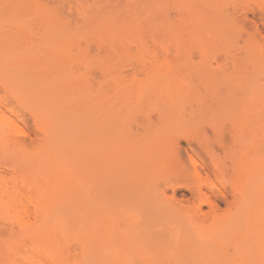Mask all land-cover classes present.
Returning <instances> with one entry per match:
<instances>
[{
	"label": "rangeland",
	"instance_id": "obj_1",
	"mask_svg": "<svg viewBox=\"0 0 264 264\" xmlns=\"http://www.w3.org/2000/svg\"><path fill=\"white\" fill-rule=\"evenodd\" d=\"M209 1L212 3L218 0H202L201 3L195 0L196 4H193L195 9L192 8L193 5L190 6L189 0V4H180L178 0H0V97L7 103L4 102V108L0 106L2 112H0V147L10 155L0 157L1 162L5 158L3 167L0 166V177H7V180L10 178L9 167L11 166H7L12 165L11 159L17 158L20 160L19 163H21L26 178L33 183L34 187H40V191L44 189L43 199L42 197L40 199V213L36 218H34L30 205L28 206L29 218L23 212L19 214L20 219H16L12 212L5 210L1 212L0 264H40L41 261L42 264H46L44 262L48 256L60 258L58 264H91L93 262L89 256L87 257L91 254V248L84 251L86 257H80V245L86 242L87 237L85 234L88 223L85 222L90 221L88 217L91 216L89 213L93 209L90 211V206L93 203L90 204V198L88 199L89 206L87 200L84 201L86 205L83 201L82 204L80 202L86 194L87 197L89 196V192L101 189L113 190L114 188H105L103 186L105 183L102 184L101 179L108 183L112 174L116 176L114 174V172L116 173L115 167L120 168L121 165L118 166V162L117 165L116 157H106L108 150H104L107 151L103 157L105 172L104 170L99 172L101 167L99 170L96 166L91 168L92 164L89 163L92 151L90 129H92V125L93 127L97 125V128H105L104 131H107V127H115L113 132L116 129L119 130L121 129L119 120H122V113L126 114L127 111L129 114L131 112L133 130L139 129H135V124L136 122L140 123L144 113H148L151 120L156 122V110L159 102L154 96L165 93V91L155 90L153 85H156L155 81L157 80H152V77L167 80L168 76H171L170 72L173 69L177 70L178 67L179 72L184 76L188 75L187 72L190 71L193 75L203 72L217 75L221 73H225V75L249 73L252 69L249 66L247 69L241 67L240 71L233 68L232 65V59L236 60V58L244 56L242 51L238 52V48L242 47L247 39L245 32L236 40L230 38L233 40L229 43V37H225L228 40L222 44L217 43L213 49L210 48L212 45L206 42L205 34L192 33L190 35L191 28L188 20L190 21L193 15L200 17L204 10L202 8L199 11L198 4H200V8L208 7L206 5L211 4ZM224 1L219 0L218 2H226L225 5L229 3L226 7H229L230 12H232L230 3L236 5L237 21L243 22L244 26L242 27L246 32L253 33L254 26L257 25L264 37V8L259 10L258 6L261 3L259 0ZM44 8L46 9L43 10ZM55 8H63V11ZM241 9L246 12L247 20L243 19L244 12ZM178 22L188 23L180 25ZM193 29L231 31L234 27L204 26L199 28L198 26ZM235 29L240 30L241 27ZM90 46L91 49H89ZM85 48L90 51L85 53ZM81 51L84 52L83 55ZM98 51L101 52V55L98 54ZM111 51L113 55L110 54ZM114 53H116V57ZM89 68L95 70L92 75L85 72L87 70L91 72ZM98 69L103 71V74ZM83 75L84 77H82ZM87 76L94 85L89 86L91 83ZM81 77L84 78V81L87 79L89 82L83 83ZM260 78L262 80L264 76H260ZM85 83L88 84L90 90L86 89L87 84ZM73 84L74 86H72ZM142 85L146 88L141 89ZM98 86L100 88H97ZM157 89L159 90V88ZM197 93L207 95L211 93L225 94L226 92L224 90L220 92L200 90ZM137 95H142L141 100L136 98ZM96 96L106 98L103 102L106 108H100V118H97L98 116L95 114L97 109L92 112L93 108L98 106L97 104H101V102H97L98 97ZM127 96L128 98H126ZM209 100V98H205L199 103L192 101L189 102L192 104H190L191 106L187 103L184 108L188 112L192 108L196 111L198 109L208 111L213 107ZM108 102L115 106L111 107ZM104 108L110 109L109 111L107 109V112L104 110L105 113H108L105 115L107 119L103 116L104 112L101 113V109ZM10 110L17 112L21 120L9 115ZM116 110L117 114H121V116L118 115L119 118L114 115ZM112 113L114 117L111 116ZM101 115L104 120L101 119ZM93 116L96 118L95 120ZM125 118L123 115V120ZM93 120L96 125L93 124ZM127 120L128 118H126ZM129 121H127L128 124ZM11 122L21 128L27 136L18 137L23 145L27 146L23 150L13 151L12 146L8 145L13 137L14 124ZM172 125L200 126L210 139H214L215 134L210 127L217 123L181 122ZM223 125L229 126L230 124ZM113 132L105 135V137L107 136L105 141L109 137L113 138L115 134ZM225 137L231 144L232 135L227 134ZM114 138L116 137L114 136ZM7 139L8 141H6ZM113 140L119 141L120 139L109 141ZM188 143L190 148L200 152L210 166L208 156L197 147L195 142L188 139ZM180 146L182 149H187V142L181 140ZM213 148L215 152L220 153L214 143ZM15 152L19 157H11ZM117 159L119 158L117 157ZM102 164L99 165L102 166ZM109 168L111 170H108ZM95 170L98 172H94ZM119 171L121 172L120 169ZM103 172L105 173L104 177L101 176ZM97 174L100 176H96ZM106 176L110 177L109 180H107L108 178L104 179ZM96 181L100 183L96 184ZM227 189L229 190V188ZM78 190L81 191V194L80 192L73 194ZM203 191L209 193L205 189ZM167 194L170 195L171 191H168ZM180 194L184 195V199L189 200V203L184 201V204H191L192 195L189 192L181 190L177 193L176 198L180 199ZM257 205L256 203L253 204L254 207L251 205L252 208L246 215L244 210H227L226 204L220 203L216 219L209 217L204 221L192 220V222L197 229L209 232L226 229L231 233L230 236H227L229 239L238 238L241 233L243 236L247 234L250 238L264 239V208H258L262 206L261 204ZM85 207L89 208L90 212L87 210L85 212ZM202 211L207 212L208 207L202 206ZM192 238L195 239L194 236ZM195 242H191L190 245L194 247L195 251L190 249L187 252L190 257L230 254L244 264H264V242L259 250L254 247H244V244H240V246L231 244L223 249L215 246L209 250ZM75 251L79 253L77 260H70L66 257L68 254H74ZM110 253L112 252H103L105 260L98 264H125L119 257L111 260L107 256ZM26 255H28V261L23 259V256L26 258ZM36 260L37 262H35ZM47 264L51 263L47 261ZM131 264L144 263L137 258Z\"/></svg>",
	"mask_w": 264,
	"mask_h": 264
},
{
	"label": "bare ground",
	"instance_id": "obj_2",
	"mask_svg": "<svg viewBox=\"0 0 264 264\" xmlns=\"http://www.w3.org/2000/svg\"><path fill=\"white\" fill-rule=\"evenodd\" d=\"M189 1V3H191L190 6L196 4L195 0ZM197 1L200 2L202 0ZM218 1H213L212 3L209 1L211 4L206 5L208 7L200 8V4H198L197 9L200 11V9L203 8L202 10H204L203 13L200 14V17L193 15L190 21L186 17L188 22H190V35L192 33L205 34L206 42L211 44L212 46L210 48L213 49L216 47L215 45L217 43L222 44L226 42L228 39L226 40L225 37H229V43L233 40L230 38L236 40L245 32L247 34V39L244 45L238 48V52L242 51L244 56L242 58H236V60L232 59V65L233 68L239 69L240 71L242 70L241 67L247 69V66H249L252 68L249 73L242 75L239 73H233L231 75L221 73L217 75L210 72H203L193 75L192 71H190L187 72L188 75L185 74L186 76H184L179 72L178 67L177 70L173 69V71L170 68L172 72L169 71L171 76H168L167 80H165V78L158 79L157 77H152V80H157L155 81L156 85H153V87L156 88L155 90L165 91V93L156 94V96L153 95L159 102L157 106L158 109L156 110L157 121L154 122L151 120L148 113H144L140 123L134 121L136 122V124L134 123L136 126L135 129L139 128L140 131L139 129L133 130V124L131 125V112L130 114L128 111L126 114L123 112L122 120H119L121 121V129L114 130L115 134L119 136L117 137V135L114 134L116 138H114V136L113 138L108 136L109 138L107 140H117L118 138L120 139L119 141H105L107 138L105 135H109L108 133H110V131L113 132L115 127H107L106 130L109 132L104 131L105 128H97L96 123L94 124L96 118L93 116V124L96 126L93 127L92 125V129H90L91 131L89 133V135L91 134L90 140L92 143V151L90 152L92 158L91 155L89 158V161L91 159L89 162L92 164L91 168L96 166L99 170L101 167L102 170L100 168L99 172L103 170L105 172L106 168H103V157L107 151L105 152L104 150H108L106 157H116V163H119V165L118 163L117 165L121 166L120 168L115 167L116 173L114 172V174H116V176L112 174L113 178L111 176V180H109L110 177L108 178V176L104 178H108V183L101 179V183H105L103 184L105 188H114L113 190H95L89 192L88 197L87 194L85 195V192L84 195L87 199L82 198L80 202V204H82L87 200L88 206L93 203L90 206V211L93 209L92 212L89 213L91 216L88 217L90 221L85 222L88 223L86 224L88 226L85 234V236H87L85 239L86 242L80 245L81 258L86 257L84 251L90 248L92 249V251L90 250L91 254L87 255V257L89 256L93 261L91 264H98L100 261L105 260V255H103L105 251L112 252L107 254L111 260L119 257L125 264H131L137 258L144 264H244L241 260H236L230 254L201 255V257L197 258L196 256L190 257L187 252L190 249L191 251H195L194 247L190 246L193 241L198 242L204 249L209 250H212V247L215 246L223 249L231 244H238V246L244 244V247H254L257 250L262 248L264 239L250 238L246 233V236H243L241 233L238 238L229 239L227 236H230L231 233L226 229H222L218 232H209L200 228L197 229L192 222V220L204 221L209 217L216 219L218 217L219 202L226 204L227 210H244L246 215H248L247 212L252 208L254 203L262 205L258 208H264V78L262 79L263 81L260 80V76H264V37L258 31L257 26H254L253 33H248L243 29V22H240V20L237 21L235 4L230 3L232 6V12H230L228 9L229 7H226L229 3L225 5L226 0L224 1L225 3ZM259 1L261 3L258 8L259 10H263L264 0ZM178 2L183 4L188 3V0H178ZM194 5L192 8L195 9ZM45 9L46 8L43 10ZM55 9L63 11V8ZM228 10L229 12H227ZM241 10L244 12L243 9ZM243 19L247 20L246 12H244ZM184 22V25L188 23ZM183 24L180 23V25ZM198 26L199 28L204 26H226L231 28L234 27V29L231 31L220 29H193L198 28ZM236 26L241 27V29H235L237 28ZM185 32H187V30H185ZM89 49H91V46ZM87 51L90 50L86 49L85 53H87ZM112 51H114V49ZM112 51L110 54L113 55ZM98 54L101 55V52L98 51ZM107 54L111 56L109 53H106V55ZM114 55L116 57V53H114ZM92 69H90L91 72L89 70L85 72H87V74L91 73L92 75V72L94 73L95 71L94 69L92 71ZM98 71L101 70L98 69ZM100 73L103 74V71ZM88 76L87 79L89 80ZM82 77H84V75ZM82 77L83 83L85 81H90L87 79L84 81ZM51 80H53V78ZM55 81L57 82V80ZM91 85L94 84L91 83L89 86ZM72 86H74V84ZM89 86L87 84L86 89L88 88V90H90ZM139 87L141 88V86ZM143 87L144 85H142L141 89H143ZM97 88L100 87L98 86ZM157 88H159V90ZM200 90L211 92H220L224 90L226 93H211L206 95L197 93ZM126 98H128V96ZM136 98L141 100L142 95H137ZM205 98H209L213 105L208 111L199 110L197 107L198 111L195 109L194 111L191 107L192 109L190 108L191 110L188 112L184 108L187 106V103L188 105L191 104L189 102L194 101L195 103H199ZM98 99L97 102L99 101L101 104H97L98 106L94 107L93 110H95H92V112H95L97 109L95 114L98 116L97 118H100V108L105 107V103L103 104V102L106 98L98 97ZM95 100L96 98L94 101ZM4 102V99L0 97V106L6 103ZM197 104L196 106H198ZM106 106L108 107V104ZM112 106L115 105H111V107ZM4 107L5 106H3V108ZM105 108L101 109L102 114L104 110L105 112H107V109L108 111L110 110L109 108ZM105 112L103 116L107 119L105 115H108V113ZM116 112L117 110L115 113ZM115 113L114 115H116L117 118H119L118 115L121 116V114ZM10 114L16 118L20 117L17 112H13L12 110H10L9 115ZM123 115L128 118L127 121L130 119L129 124L126 118L123 120ZM103 116L101 117L102 120H104ZM111 116H113V113ZM3 117H5L4 114ZM20 118L19 120H21ZM181 122L217 123V125L210 127L215 134V138L210 139L205 130L200 126L182 127L172 125L173 123ZM225 123H229L230 125H223ZM13 126V137L8 145L12 146V149H14L13 151L16 149L23 150V148L27 146L23 145V142L20 141L18 137L27 136L21 128L17 127L15 124ZM108 128L110 129L108 130ZM185 134L186 136H184ZM227 134L232 135L231 144L226 140L225 136ZM188 139L195 142V144L208 156L207 158L214 169L213 171L209 169L203 157L193 149L190 154H187V157H183V152H185V150L180 146V141L185 140L188 143ZM6 141H8V139ZM30 141L32 143V139ZM213 143L221 150V155L215 153L212 146ZM16 153L17 152L12 153L13 156L11 157H19ZM8 155L9 154L0 147V157H8ZM117 157L119 159H117ZM96 159L99 161L97 162ZM3 161H0L1 167L4 165ZM11 161L10 163H12V165L7 166H11L9 167L11 171L10 178L8 177L9 179L7 180V177H0V215L1 212L5 210L12 212V215L16 217V219H20L19 214L21 212L29 218L28 206L30 205L34 218H36L40 213V199L44 195V189L40 191V187H34L33 183L26 178V174L22 170L19 159L14 158L11 159ZM106 162L108 164V161ZM100 163H103L102 166L99 165ZM110 168L108 170H111ZM119 169L121 170V172L119 171L120 173L118 172ZM92 172L93 171H91V173ZM94 172H96V170ZM104 172L103 175L99 174L104 177ZM211 176H213V179H211ZM98 179L100 178L98 177ZM91 182L93 183V180ZM95 183L97 184L100 182L96 181ZM96 187H98V185ZM204 188L208 190L210 194L205 193L203 191ZM227 188H229V190ZM181 190L187 191L192 195L191 204H184V201L189 203V200L184 199L183 194H180V199L176 198L177 193ZM168 191H171L170 195L167 194ZM77 192L81 194L79 190L74 191L73 194H77ZM229 198L231 199L229 200ZM84 205H86L85 202ZM202 206H207L208 211L203 212ZM86 210L89 211V208H86L85 212ZM82 213L84 214L83 211ZM192 236H194L195 239H193ZM75 252L72 255L68 254L65 256L70 260H77L79 258V253ZM27 256L28 255H26V258L23 256V259L27 260ZM29 258L32 259L33 257L29 256ZM59 260L61 259L58 257L48 256V259L45 260L46 262L44 263L47 264L48 261L51 264H58ZM31 261L33 262V260ZM35 262H37V260ZM41 262L40 264H42Z\"/></svg>",
	"mask_w": 264,
	"mask_h": 264
},
{
	"label": "flooded vegetation",
	"instance_id": "obj_3",
	"mask_svg": "<svg viewBox=\"0 0 264 264\" xmlns=\"http://www.w3.org/2000/svg\"><path fill=\"white\" fill-rule=\"evenodd\" d=\"M257 26V25H256ZM257 29H258V26H257ZM258 31H259V29H258ZM260 32V31H259ZM261 33V32H260ZM208 136V135H207ZM229 143V142H228ZM190 146V144L189 143H187V149H184L185 150V152H183V156H186L187 157V154H190L191 153V150H192V148H190L189 147ZM213 146V145H212ZM198 147V146H197ZM199 148V147H198ZM200 149V148H199ZM219 149V148H218ZM194 150V149H193ZM201 150V149H200ZM195 152H197L200 156H201V154H200V152L199 151H196V150H194ZM202 151V150H201ZM215 151V150H214ZM219 151H220V153H217V152H215V153H217V154H219V155H221L222 154V152H221V150L219 149ZM203 153H204V151H202ZM205 154V153H204ZM202 157V156H201ZM206 162V161H205ZM208 166H209V164H208ZM209 169L211 170V171H213L214 169H213V167L211 166V164H210V166H209ZM211 179H213V176H212V178ZM205 189V188H204ZM206 190V189H205ZM206 191H208V190H206ZM209 192V191H208ZM206 193V192H205ZM208 194H210V192L208 193ZM219 204H220V202H219Z\"/></svg>",
	"mask_w": 264,
	"mask_h": 264
}]
</instances>
